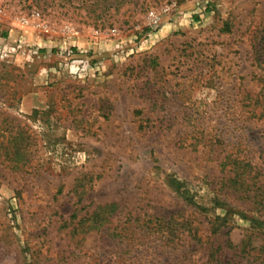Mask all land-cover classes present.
Returning <instances> with one entry per match:
<instances>
[{
    "label": "rangeland",
    "instance_id": "obj_1",
    "mask_svg": "<svg viewBox=\"0 0 264 264\" xmlns=\"http://www.w3.org/2000/svg\"><path fill=\"white\" fill-rule=\"evenodd\" d=\"M0 264H264V0H0Z\"/></svg>",
    "mask_w": 264,
    "mask_h": 264
},
{
    "label": "trees",
    "instance_id": "obj_2",
    "mask_svg": "<svg viewBox=\"0 0 264 264\" xmlns=\"http://www.w3.org/2000/svg\"><path fill=\"white\" fill-rule=\"evenodd\" d=\"M115 209H116V205L112 204L110 206H103L101 208V211H103L104 213H108V215H112L113 212L115 211ZM103 212L94 214L95 216H94L93 223H92L91 226H94V227L97 226L96 225L97 223H94V221L97 222L98 220H101L103 218L102 215H101Z\"/></svg>",
    "mask_w": 264,
    "mask_h": 264
}]
</instances>
